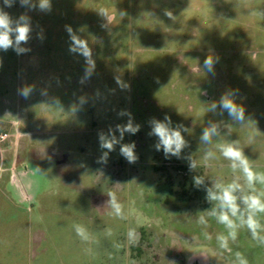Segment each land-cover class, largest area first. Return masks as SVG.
I'll return each mask as SVG.
<instances>
[{
  "label": "rangeland",
  "instance_id": "rangeland-1",
  "mask_svg": "<svg viewBox=\"0 0 264 264\" xmlns=\"http://www.w3.org/2000/svg\"><path fill=\"white\" fill-rule=\"evenodd\" d=\"M39 5L40 0L25 6L16 0L4 8L14 21L25 15L30 31L18 46L24 51H16L14 35L13 45L0 49V264H230L227 255L236 241L217 219L226 210L214 207L220 201L209 193L220 195L238 185L234 195L246 218L242 198L264 199V183L250 186L223 149L241 150L249 167L264 174V139L233 132L225 146L216 139L210 165H185L156 154L160 139L149 132L142 110L158 116L174 102L169 93L160 98L152 93V83L163 80L183 84L192 93L181 96L184 114L196 92L210 96L200 90L207 83L215 89L212 106L221 109L222 90L240 83L232 76L238 64L264 60V0H50L47 9ZM60 29L71 35L42 36ZM79 32L83 36H74ZM73 37L96 56V66L93 58L86 59L92 88L86 76L76 85L54 70L46 77L32 73L37 67L32 59L57 43L69 45L72 55L78 49ZM209 57L210 70L205 67ZM211 71L214 79L208 81ZM39 78L42 84L31 89ZM30 90L35 96L38 90L49 93L50 100L32 98ZM80 90H90L87 99L76 93ZM79 102L87 110L75 116ZM129 123L138 131L125 130ZM185 141L184 155L195 149L191 139ZM126 145H134V162L121 153ZM26 164L32 174L25 185L36 180L37 203L14 187ZM201 182L208 186L209 201L196 193L194 184ZM110 194L121 205L120 215ZM77 226L87 239L77 235ZM220 236L227 238L226 248Z\"/></svg>",
  "mask_w": 264,
  "mask_h": 264
},
{
  "label": "crops",
  "instance_id": "crops-1",
  "mask_svg": "<svg viewBox=\"0 0 264 264\" xmlns=\"http://www.w3.org/2000/svg\"><path fill=\"white\" fill-rule=\"evenodd\" d=\"M65 36V35H71L70 31L67 29H60V30H46L42 36ZM80 36L83 34L78 33L74 34V36ZM52 50H47L45 52V55H37L36 60L35 57L32 59L36 64L37 67L32 69V73L41 76L40 73L44 74V77H46L49 73V71H56L60 76H70L71 82L79 85L80 80L82 78L87 79V74L90 72V68L88 69L86 64L87 56H85L81 49H76L73 51V54L70 55L68 51L70 49L69 45H60V43H57L56 46L52 47ZM66 52V54H65ZM67 53L70 56H67ZM80 55H83V60H80ZM55 56V58L53 57ZM40 58V60H38ZM93 63L96 66L98 62L96 61V56L89 55V59L92 60ZM41 63V64H40ZM60 64H63L60 67ZM100 65V63H99ZM236 65V64H233ZM85 69L83 74L81 73V69ZM228 69L231 68V63H228L227 66ZM82 69V70H83ZM213 69V67H211ZM238 71L233 74L232 76L235 77L240 83L232 88V86L229 84L228 86H225V88L222 90L223 96H228L230 93L232 94L230 96V99H232V96L235 98V101H233L236 105L239 107H242L244 109V115L245 120L243 123L238 122L234 120L231 116H229L228 112L221 109H215L212 106V100H213V93H214V85L213 83H207V86H203L201 88L202 91H210V96L205 98H202V93L196 92L197 94L193 95L195 98L192 97V105L191 110L188 112L189 114H184V105L180 103V100H182V95H192V93L187 92L185 86L183 84H178L177 86H172V84L169 82V80L160 82H155L153 85L152 83V93H154L157 97L160 98V95L162 93H169L170 97L174 99V102L170 105H165V107L169 108L165 111L163 114H159L158 116L151 115V109L148 108V110L143 109L142 110V119L143 121L147 122L149 119V132H153L152 121L162 122L165 123L170 130L180 131L181 136L185 140L191 139V144L195 149L189 151L184 155L183 150L184 148H188L187 141H185V146L180 151L179 155H172L171 153L168 154V156H171L172 159L176 161H181L182 163L187 164H193L196 163V165H210L211 162H208V159L210 157L215 156V146L213 144L215 143L216 139H220L221 142H223L224 146L225 143L228 142V140H231V134L233 132L239 134V137L242 138L246 135H249L250 137H255V139L262 141L264 139V60L260 61H249V62H240L237 66ZM89 70V71H88ZM210 74V75H209ZM230 75V72H229ZM212 78H211V77ZM49 77V76H48ZM197 77V76H196ZM38 78V77H37ZM205 78V77H204ZM231 78V77H230ZM44 79V78H42ZM139 79V77H137ZM198 79V78H197ZM214 79V72L211 71L206 74V80H213ZM41 81V78L36 79L35 82L31 83V89L34 88L35 84H39ZM18 82V80L16 81ZM44 82V81H43ZM89 82V80H88ZM42 84V82H40ZM40 84V85H41ZM199 84V82H198ZM196 83V86H199ZM201 84V83H200ZM92 88L91 82H89L88 87ZM174 87V88H173ZM205 89V90H204ZM80 90L76 93H84L85 95H79L82 98L88 97V92ZM189 91V90H188ZM191 91V90H190ZM30 96L32 98H39V95L42 98H46L50 100V94L43 95V92L41 90H38L37 93H39L38 96H35L33 91L30 90ZM88 92V93H87ZM33 93V94H32ZM86 93L88 94L86 97ZM158 94V95H157ZM165 94V95H166ZM90 97V96H89ZM164 100V99H163ZM134 102V99L132 97V103ZM80 106L78 108L79 111H75V116H77L79 113L81 115V111L84 109L87 110L86 103L83 104V102H79ZM247 107H249L251 110L248 112ZM84 108V109H83ZM15 109L18 110V105L15 106ZM81 110V111H80ZM134 117V114L132 115ZM140 117V116H139ZM165 117H168L169 119L166 120ZM42 118V117H41ZM16 121V120H15ZM32 123V120H31ZM16 124V122H15ZM190 124V128H189ZM188 126V128H184ZM184 126V127H183ZM183 127V128H182ZM215 128V132L210 135V138L208 141H204L202 139L203 133L205 130H208L210 133L212 132V129ZM183 134H187L186 136H183ZM194 135L195 140L192 136L188 137L189 135ZM259 136H258V135ZM253 135V136H252ZM252 140V139H251ZM157 141V140H156ZM155 141V142H156ZM258 141V142H259ZM160 143L158 141L156 143V154H162L161 156L165 155L163 150V147L159 148V153L157 151V145ZM223 146V147H224ZM201 148V152L199 149ZM136 155V159H137ZM151 162V161H150ZM32 174V171L28 170V164L24 165L23 171L17 175V182L14 185V187L18 188L22 195L27 196L30 198L31 202L37 203V196L40 192V190L37 187L36 180L34 178H31L30 182L25 185V178L28 177V174ZM13 182V181H12ZM28 190H30V195H28Z\"/></svg>",
  "mask_w": 264,
  "mask_h": 264
},
{
  "label": "clouds",
  "instance_id": "clouds-1",
  "mask_svg": "<svg viewBox=\"0 0 264 264\" xmlns=\"http://www.w3.org/2000/svg\"><path fill=\"white\" fill-rule=\"evenodd\" d=\"M16 3V0H3V7H0V49L7 50L9 47L13 45L12 36L14 35L15 44L17 46L16 51L22 52L23 49L19 48V44L22 41H27L29 36V21L25 15H20L15 21L9 15L8 12L4 10L5 7H12ZM21 6H25L29 4V0H19ZM40 8L47 9L50 6V0H40ZM70 31V30H69ZM74 43L77 48L81 49L85 56H89V50L86 44L82 41L76 40L73 37ZM75 50V49H73ZM212 59L209 57L205 61V67L211 69ZM23 94L27 96L28 89L23 90ZM230 93L228 96H225L221 99L220 106L226 110L234 120L243 123L245 120L244 109L236 105L232 99H230ZM216 106L213 105V108ZM168 120V117H165ZM154 124L153 134L157 135L160 139V143L157 145V149L161 146L163 147L165 156L167 157L169 153L172 155H179L182 148L185 146V141L181 136L180 131L170 130L165 123L152 121ZM129 132L135 133L138 131V127L134 128L131 123L126 126V129ZM215 132V128L212 129L210 133L208 130H205L202 136L204 141H208L210 135ZM103 139V138H101ZM103 147L112 149L111 143H105L102 145ZM134 145H126L121 148V153L124 155L129 162H134L136 160V156L133 152ZM223 155L225 158L233 161V168L239 164L242 169L248 184L251 186L257 180L261 183H264V174H257L254 172L248 164L247 159L244 157L241 150L229 145L223 149ZM199 183V181H197ZM238 185L231 184L228 187L224 188L220 195H216L214 193H209V198L213 200H219L223 211L218 217V222L225 225L227 229H229L228 236L235 241L237 238V229L239 226H246L249 232L251 233L252 239L258 241L260 245H264V235L260 234V230L262 226L257 221L256 214L264 213V199H261L260 196L257 195H248L242 198V203L246 206L248 210V215L245 218L241 213L240 207L237 203V197L234 195V192L237 190ZM112 206L114 207L116 214L120 215L121 213V205L116 203V198L114 194H110ZM230 213V215H229ZM214 214V213H213ZM236 217L239 219V225L234 222L232 219ZM203 222V218H201ZM76 233L83 239H87L84 229L77 226ZM128 237L130 242H135V232L134 230H129ZM221 242V247H227V238L224 236L218 237ZM238 264H249L248 260L242 256V254L237 253Z\"/></svg>",
  "mask_w": 264,
  "mask_h": 264
},
{
  "label": "trees",
  "instance_id": "trees-1",
  "mask_svg": "<svg viewBox=\"0 0 264 264\" xmlns=\"http://www.w3.org/2000/svg\"><path fill=\"white\" fill-rule=\"evenodd\" d=\"M194 187L198 196L201 197V200L209 201L207 191L208 186L206 183L201 182L200 185L194 184ZM213 206L215 207L221 205L217 204ZM241 213H243L242 210ZM255 218L262 226V229H264V213H257ZM235 219L238 220L235 222L239 225V219ZM238 229L240 230H237V238L235 240L236 242L233 246L230 247V252L227 255V261L230 264H238V258L236 254L240 253L248 260L249 264H264V245H260L258 241L252 239L251 233L246 226H239ZM260 234L264 235V230H260Z\"/></svg>",
  "mask_w": 264,
  "mask_h": 264
}]
</instances>
